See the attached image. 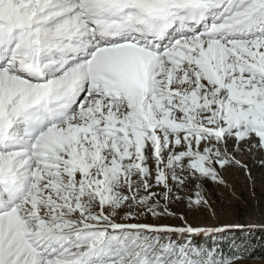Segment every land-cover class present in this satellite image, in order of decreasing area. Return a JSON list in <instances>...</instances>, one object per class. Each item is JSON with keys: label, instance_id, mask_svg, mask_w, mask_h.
<instances>
[{"label": "snow or ice", "instance_id": "1", "mask_svg": "<svg viewBox=\"0 0 264 264\" xmlns=\"http://www.w3.org/2000/svg\"><path fill=\"white\" fill-rule=\"evenodd\" d=\"M256 173L264 0H0V264H239Z\"/></svg>", "mask_w": 264, "mask_h": 264}, {"label": "rangeland", "instance_id": "2", "mask_svg": "<svg viewBox=\"0 0 264 264\" xmlns=\"http://www.w3.org/2000/svg\"><path fill=\"white\" fill-rule=\"evenodd\" d=\"M257 175V184H256V198L259 201V208L257 209L253 205V197L249 190V185L244 182L242 179L235 181L236 192L241 197L239 200L233 199L225 195V203L221 204L218 201L217 204V214L215 217L207 216L204 214H189L188 220L194 226H223V225H234V224H255L259 225L264 223V189L261 187V181L259 179V174ZM165 223L178 225L180 222L177 220H167ZM256 231H263L257 229L255 230L250 237H246L248 240L247 252L244 258L239 261V264H264V256L261 257H252L250 254L253 251L254 243L252 239L260 240L255 238ZM240 236L239 232L236 233H225L223 240L224 251H228V238L231 236ZM259 246V245H258ZM257 246V247H258ZM262 246V245H260ZM258 254V253H257Z\"/></svg>", "mask_w": 264, "mask_h": 264}, {"label": "trees", "instance_id": "3", "mask_svg": "<svg viewBox=\"0 0 264 264\" xmlns=\"http://www.w3.org/2000/svg\"><path fill=\"white\" fill-rule=\"evenodd\" d=\"M256 232L257 233L255 234V238H259L260 240L252 239V241H253L252 243H254L253 247H256V248H254V250H253L255 252L254 253L251 252L250 255L252 257H261V256H264V232L263 231H256ZM260 245H262V246H260Z\"/></svg>", "mask_w": 264, "mask_h": 264}]
</instances>
